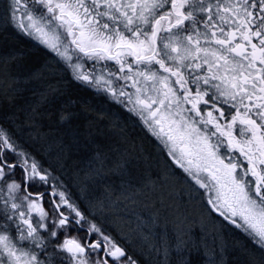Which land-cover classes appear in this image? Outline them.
<instances>
[{
	"label": "snow or ice",
	"instance_id": "6c2138e0",
	"mask_svg": "<svg viewBox=\"0 0 264 264\" xmlns=\"http://www.w3.org/2000/svg\"><path fill=\"white\" fill-rule=\"evenodd\" d=\"M0 264H264V0H0Z\"/></svg>",
	"mask_w": 264,
	"mask_h": 264
}]
</instances>
